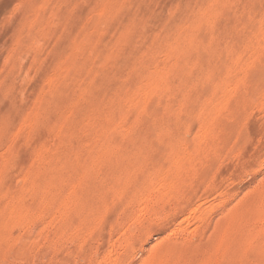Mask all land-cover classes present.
<instances>
[{
  "label": "rangeland",
  "instance_id": "obj_1",
  "mask_svg": "<svg viewBox=\"0 0 264 264\" xmlns=\"http://www.w3.org/2000/svg\"><path fill=\"white\" fill-rule=\"evenodd\" d=\"M0 264H264V0H0Z\"/></svg>",
  "mask_w": 264,
  "mask_h": 264
}]
</instances>
